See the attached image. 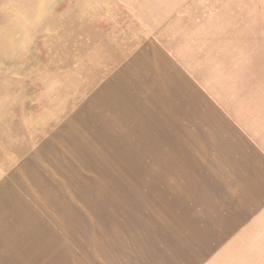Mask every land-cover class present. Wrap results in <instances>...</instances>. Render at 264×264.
<instances>
[{"label":"rangeland","instance_id":"obj_1","mask_svg":"<svg viewBox=\"0 0 264 264\" xmlns=\"http://www.w3.org/2000/svg\"><path fill=\"white\" fill-rule=\"evenodd\" d=\"M0 264H264V0H0Z\"/></svg>","mask_w":264,"mask_h":264}]
</instances>
